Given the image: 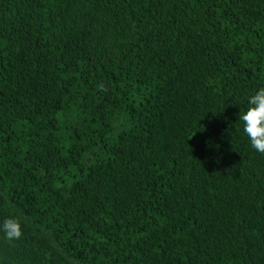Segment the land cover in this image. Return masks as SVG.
Segmentation results:
<instances>
[{"label":"trees","instance_id":"1","mask_svg":"<svg viewBox=\"0 0 264 264\" xmlns=\"http://www.w3.org/2000/svg\"><path fill=\"white\" fill-rule=\"evenodd\" d=\"M264 0H0V264H264Z\"/></svg>","mask_w":264,"mask_h":264},{"label":"clouds","instance_id":"2","mask_svg":"<svg viewBox=\"0 0 264 264\" xmlns=\"http://www.w3.org/2000/svg\"><path fill=\"white\" fill-rule=\"evenodd\" d=\"M248 108L240 114V120L244 122V132L249 137L251 146L264 154V87L259 88L248 97ZM8 240H16L22 236L20 222L15 218H8L0 224Z\"/></svg>","mask_w":264,"mask_h":264}]
</instances>
